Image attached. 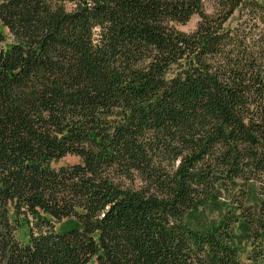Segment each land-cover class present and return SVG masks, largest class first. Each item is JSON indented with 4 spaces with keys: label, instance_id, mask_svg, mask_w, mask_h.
I'll use <instances>...</instances> for the list:
<instances>
[{
    "label": "trees",
    "instance_id": "trees-1",
    "mask_svg": "<svg viewBox=\"0 0 264 264\" xmlns=\"http://www.w3.org/2000/svg\"><path fill=\"white\" fill-rule=\"evenodd\" d=\"M0 264H264V0H0Z\"/></svg>",
    "mask_w": 264,
    "mask_h": 264
},
{
    "label": "rangeland",
    "instance_id": "rangeland-1",
    "mask_svg": "<svg viewBox=\"0 0 264 264\" xmlns=\"http://www.w3.org/2000/svg\"><path fill=\"white\" fill-rule=\"evenodd\" d=\"M235 20H236V15L232 18V24L235 22ZM197 22H198V18L194 17V18H192V19L190 20V22H189L186 26H181V27H178V28H179L181 31H184V32H190V31H192V30L195 28ZM3 32H4V30H3ZM75 162H77V159H76V158H74V157H69V156H68V157L62 159V160L58 163V165H69V164H73V163H75ZM71 225H73V222H72V221H66V222L61 223L60 225H57V229H62V228H64V227H66V226H71ZM24 234H25V231H22V232H20V234H19V237H20V239H21L22 241H25V240H26Z\"/></svg>",
    "mask_w": 264,
    "mask_h": 264
}]
</instances>
